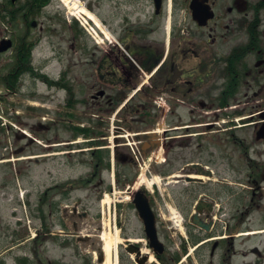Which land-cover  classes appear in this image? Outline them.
Here are the masks:
<instances>
[{
	"label": "flooded vegetation",
	"instance_id": "flooded-vegetation-1",
	"mask_svg": "<svg viewBox=\"0 0 264 264\" xmlns=\"http://www.w3.org/2000/svg\"><path fill=\"white\" fill-rule=\"evenodd\" d=\"M30 1L0 0V15ZM94 12L111 41L93 58L81 46L24 67L16 31H0L13 41L0 100L28 97L30 161L44 163L38 231L59 221L66 234L71 206L87 215L76 192L119 187L114 264H264V0H94ZM143 163L155 180L135 187Z\"/></svg>",
	"mask_w": 264,
	"mask_h": 264
},
{
	"label": "rangeland",
	"instance_id": "rangeland-1",
	"mask_svg": "<svg viewBox=\"0 0 264 264\" xmlns=\"http://www.w3.org/2000/svg\"><path fill=\"white\" fill-rule=\"evenodd\" d=\"M82 1L87 2V6L93 9L94 0ZM71 11L73 10L68 9L61 0H53L36 17L38 24L35 27H26L23 20L17 24L16 28L0 22V31L5 30L7 34L16 30L22 35L30 30L31 41H37L32 52V59L36 64H44L48 59H52L53 64L61 62L58 60L66 62V60L78 59L81 46L89 53L85 57L93 58V50L98 46L91 29L93 23L91 21L87 23L83 18L72 15ZM100 48L104 50L103 47ZM99 54L101 55V52ZM8 60L9 55L0 61V75L6 73L3 69ZM21 61L24 67L29 63L28 58L21 57ZM28 77L26 74V80H29ZM5 90L1 82L0 93ZM27 98L25 97L21 103L23 105L18 104L16 95L0 100V114L4 115L3 119L0 118V259L4 258L0 260V264H22L18 260L22 257L29 258L33 264H106L104 248L107 239L118 238L111 244L113 255L116 245L121 246L124 238L120 235V226L115 225L114 204L117 203V221L119 222L121 213L127 205V199L119 202L120 195L126 196L129 192L122 193L121 190L125 188L117 187L115 196L107 192L96 200L94 192L85 188L83 191L76 192L72 196V201L83 196L84 208H80V205L79 208L81 212H86V216H74L76 213L73 215V206H71L62 213L66 219V226L63 227L66 234L58 231L62 228L58 224L59 221L52 222L51 228L57 235L46 236L43 231H38L42 230V225L40 219L34 215L32 207L35 199L40 197V193L36 190L43 187L45 182L40 176L44 163L36 165L30 161L31 145L28 135L31 133V119ZM15 109H19L21 114L18 115ZM3 121L9 126H2ZM137 170L138 175L132 184L134 185L137 181L135 187L146 182L150 184L155 180L149 175L148 179L143 178L142 175L146 170L144 163ZM152 186L156 188V183ZM180 186L183 192L188 188L185 185ZM107 196L111 197L108 202L105 201ZM130 211L128 210V219L131 220V224H135V214ZM18 220H23L24 223H19ZM76 220L78 224H75ZM37 234L41 237L36 243L34 238ZM110 261V264H114L112 258Z\"/></svg>",
	"mask_w": 264,
	"mask_h": 264
},
{
	"label": "bare ground",
	"instance_id": "bare-ground-1",
	"mask_svg": "<svg viewBox=\"0 0 264 264\" xmlns=\"http://www.w3.org/2000/svg\"><path fill=\"white\" fill-rule=\"evenodd\" d=\"M62 1L65 4H67L68 7L71 10H73L75 14H78L80 17L85 16L86 18H90V19L94 20L95 22L98 21L96 19V17L94 16V14L90 10H88V8L85 5H83L82 3H80L78 0H62ZM107 34H108V32H107ZM110 198H111L110 196H107L105 201L108 202V200ZM116 240H118V238L117 239H115V238H111L110 239L109 238L106 241V245H105V248H104L105 254H106V261H107L106 264H110V262H111L110 261L111 258H112V256H111L112 255V246H111V244H112V241H116Z\"/></svg>",
	"mask_w": 264,
	"mask_h": 264
},
{
	"label": "trees",
	"instance_id": "trees-1",
	"mask_svg": "<svg viewBox=\"0 0 264 264\" xmlns=\"http://www.w3.org/2000/svg\"><path fill=\"white\" fill-rule=\"evenodd\" d=\"M51 0H31L30 3L22 4L21 6V18L23 21H25L27 26H30L31 19L35 18L41 13V9L44 5H47ZM5 15L4 17H6ZM15 18V17H14ZM31 47L29 44H27L24 48L27 49L25 51L26 55L24 58L30 57V51Z\"/></svg>",
	"mask_w": 264,
	"mask_h": 264
},
{
	"label": "water",
	"instance_id": "water-1",
	"mask_svg": "<svg viewBox=\"0 0 264 264\" xmlns=\"http://www.w3.org/2000/svg\"><path fill=\"white\" fill-rule=\"evenodd\" d=\"M36 22H34V24H35ZM5 41V45L4 46H0V51L1 50H4V49H7L8 48V46L11 44V41L10 40H4ZM141 209H143L142 207H140Z\"/></svg>",
	"mask_w": 264,
	"mask_h": 264
}]
</instances>
